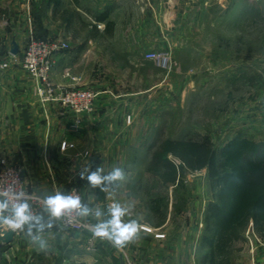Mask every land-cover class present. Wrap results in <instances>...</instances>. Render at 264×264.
Returning <instances> with one entry per match:
<instances>
[{
    "label": "rangeland",
    "instance_id": "rangeland-1",
    "mask_svg": "<svg viewBox=\"0 0 264 264\" xmlns=\"http://www.w3.org/2000/svg\"><path fill=\"white\" fill-rule=\"evenodd\" d=\"M132 1L139 6L144 0ZM185 1L175 9L173 37L164 29L162 44L157 37L153 49L139 54L143 63L130 65L126 55L112 48L101 53L103 60L90 69L93 82L79 87L99 92L98 101L102 95L113 94L111 99L123 106L132 139L121 151V159L102 166L108 173L115 168L124 172V179L105 182L115 194L106 203H100V186L90 188V195L82 182L59 193L78 190L82 194L89 210L85 219L94 230L97 224L110 221V209L120 205L125 209L123 223L136 221L142 226L137 236L120 247L92 232L67 231L74 245L65 246L59 259L47 255L27 264H202L208 250L202 243L207 207L218 187L207 169L184 168L183 176L169 184L149 172L148 165L165 139L208 138L217 150L238 135L264 141V0H200L189 5ZM139 18L133 26L132 20L125 22L127 34L131 27L147 31ZM160 24L157 20L156 28L162 29ZM35 37L55 40L47 35ZM104 39L111 40L109 35ZM151 52H168L170 67L146 59ZM250 228L234 244L230 264H264V233ZM8 258L12 255L0 256V264H23Z\"/></svg>",
    "mask_w": 264,
    "mask_h": 264
},
{
    "label": "crops",
    "instance_id": "crops-1",
    "mask_svg": "<svg viewBox=\"0 0 264 264\" xmlns=\"http://www.w3.org/2000/svg\"><path fill=\"white\" fill-rule=\"evenodd\" d=\"M180 1L185 0H144L137 6L132 0H0V59L6 64L0 71V161L22 170L24 185L30 192L49 197L82 182L91 195L93 185L87 176L121 159V151L130 145L133 132L126 125L122 104L111 99L113 94L100 96L96 112L81 116L79 125L75 115L60 104L43 102L37 95L36 82L22 68L31 36L47 35L69 43L71 48L55 58L51 81L59 87H86L88 81L93 82L90 69L103 60L101 53L112 52L113 48L126 55L128 64L139 66L145 61L139 58L140 53L153 49L157 37L162 44L164 29L173 37L172 22ZM192 1L202 3L188 0L186 4ZM136 16L147 31L131 27L127 34L125 22L132 20L133 26ZM157 20L162 29L156 28ZM90 21L93 24H88ZM76 22L82 24L77 26ZM105 35L111 40L107 42ZM142 36L148 37L144 40ZM14 51L18 61H13ZM63 142L71 146L62 149ZM100 187V203H106L115 194L108 191L107 183ZM3 215L7 216L8 210ZM41 223L45 225L43 230L33 227L32 236L25 225L12 244L0 248V256L10 254L9 261L18 259L27 264L42 261L47 255L59 259L65 246L73 247V240L67 238L68 232L57 218L46 212ZM33 236L46 242L44 250Z\"/></svg>",
    "mask_w": 264,
    "mask_h": 264
},
{
    "label": "trees",
    "instance_id": "trees-1",
    "mask_svg": "<svg viewBox=\"0 0 264 264\" xmlns=\"http://www.w3.org/2000/svg\"><path fill=\"white\" fill-rule=\"evenodd\" d=\"M184 168L207 169L219 189L207 207L202 243L208 250L202 264H230L234 244L243 240L250 225L264 233V141L238 135L217 150L208 138L165 139L148 165L149 172L169 184L183 176Z\"/></svg>",
    "mask_w": 264,
    "mask_h": 264
},
{
    "label": "built area",
    "instance_id": "built-area-1",
    "mask_svg": "<svg viewBox=\"0 0 264 264\" xmlns=\"http://www.w3.org/2000/svg\"><path fill=\"white\" fill-rule=\"evenodd\" d=\"M66 42L59 40H44L31 36L22 57L23 70L36 82L37 95L46 103L56 102L62 107L72 112L76 117V124H80V118L83 115H89L96 112L98 107L99 92L90 88H79L77 86H55L51 81V73L55 64L56 56L66 50H69ZM146 59L155 61L160 66H169L170 56L168 52H151L146 54ZM13 61H18L13 56ZM6 67L5 63L0 62V71ZM132 120L128 117V123ZM71 145L67 142L62 143V149ZM61 194V193H57ZM56 194V195H57ZM61 195L79 197L84 207L85 200L78 190L68 191ZM55 196V195H54ZM50 197V196H49ZM0 198L9 203L8 215L11 216L12 205L18 202H26L29 205L33 216H41L47 212L45 200L48 197H42L30 192L24 185L22 170L17 166L7 164L6 161H0ZM81 215L79 210H68L60 218L61 227L72 233L92 232L94 228ZM253 228H250V230ZM13 231L18 236L22 230H11L0 225V241Z\"/></svg>",
    "mask_w": 264,
    "mask_h": 264
},
{
    "label": "clouds",
    "instance_id": "clouds-1",
    "mask_svg": "<svg viewBox=\"0 0 264 264\" xmlns=\"http://www.w3.org/2000/svg\"><path fill=\"white\" fill-rule=\"evenodd\" d=\"M101 168H97L95 172H91L87 176V180L93 186H100L105 182H114L124 179V172L120 168H115L108 176H103ZM81 178H84V173L82 172ZM45 206L47 212L51 217L60 218L68 210H79L81 215H88L89 210L84 208L81 204L79 197L64 196L57 194L55 196H50L45 200ZM9 209V203L5 200H0V225H3L11 230H22L25 225L29 226V235L32 236L31 229L35 227L37 231H42L45 225L41 223V216H33L30 212L29 205L26 202H18L12 205L11 213L12 215L4 216V212ZM112 219L110 221L97 224L95 226L94 235L99 237H107L117 246H124L126 243L130 242L134 237L137 236L141 227L136 221H131L129 223H123L121 217L125 215V209L120 205L116 204L111 209ZM97 216L100 215L99 212L96 213ZM51 227L49 223L47 225ZM34 241H39L40 250L46 248V242L43 241L38 236H33Z\"/></svg>",
    "mask_w": 264,
    "mask_h": 264
},
{
    "label": "water",
    "instance_id": "water-1",
    "mask_svg": "<svg viewBox=\"0 0 264 264\" xmlns=\"http://www.w3.org/2000/svg\"><path fill=\"white\" fill-rule=\"evenodd\" d=\"M13 54H17V51H14ZM84 208L87 209V203H84ZM15 239V234L13 231H10L3 240L0 241V248L6 247L13 243Z\"/></svg>",
    "mask_w": 264,
    "mask_h": 264
}]
</instances>
